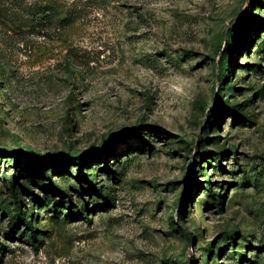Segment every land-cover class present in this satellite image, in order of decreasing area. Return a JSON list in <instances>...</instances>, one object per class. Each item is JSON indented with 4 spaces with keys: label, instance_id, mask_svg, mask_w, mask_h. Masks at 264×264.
I'll return each mask as SVG.
<instances>
[{
    "label": "rangeland",
    "instance_id": "1",
    "mask_svg": "<svg viewBox=\"0 0 264 264\" xmlns=\"http://www.w3.org/2000/svg\"><path fill=\"white\" fill-rule=\"evenodd\" d=\"M263 38L264 0H0V264H264Z\"/></svg>",
    "mask_w": 264,
    "mask_h": 264
},
{
    "label": "trees",
    "instance_id": "2",
    "mask_svg": "<svg viewBox=\"0 0 264 264\" xmlns=\"http://www.w3.org/2000/svg\"><path fill=\"white\" fill-rule=\"evenodd\" d=\"M229 45H230L229 43H225V46L229 47ZM260 46L264 50V38L262 39V41L260 43ZM223 60H224V57H223ZM225 77H226L225 63L221 61V63H219V66H218L217 80H219L220 82H223V80L225 79ZM104 147L105 146H100L99 152L102 149H104ZM105 148L107 149L108 147L106 146ZM106 149H104V150H106ZM79 157H81L79 159L80 162H82L85 159L83 154L82 155H79ZM15 162L17 163L18 161L16 160ZM36 162H38V160ZM47 173H48L47 171H40V174L45 175V176H46ZM16 177H17V174L16 173L12 174V179L10 180V184H9V187L11 189V192H12L14 198H15L16 210L18 211V215H19V216L14 217V222H13V224L11 226L12 228H14V225L17 224V223H19V222H23L26 226H29L31 224L30 219H27L26 218L24 211L20 207L22 202H21V199L19 197V191L14 186V182H15ZM56 188L57 189H60V188H58V186H56ZM93 190H94V192H96V194H99L104 199H107V197H109L108 195H103L101 193V191H99L95 186H93ZM59 192L60 193H63V194L66 193L65 191H62V189H60ZM30 238H34V235L33 234H30Z\"/></svg>",
    "mask_w": 264,
    "mask_h": 264
}]
</instances>
